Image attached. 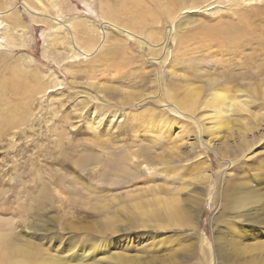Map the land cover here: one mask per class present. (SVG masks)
Wrapping results in <instances>:
<instances>
[{
    "label": "rangeland",
    "instance_id": "obj_1",
    "mask_svg": "<svg viewBox=\"0 0 264 264\" xmlns=\"http://www.w3.org/2000/svg\"><path fill=\"white\" fill-rule=\"evenodd\" d=\"M23 1L0 0L22 19L0 42L4 264H264V0ZM214 90L246 108L211 135Z\"/></svg>",
    "mask_w": 264,
    "mask_h": 264
},
{
    "label": "bare ground",
    "instance_id": "obj_2",
    "mask_svg": "<svg viewBox=\"0 0 264 264\" xmlns=\"http://www.w3.org/2000/svg\"><path fill=\"white\" fill-rule=\"evenodd\" d=\"M40 3H41V1H40ZM182 3V0H168L167 1V4L168 5H171V11H173L174 9L176 10V7H178L179 6V8H180V4ZM23 6L25 7V9L28 11V12H33V13H39L38 12V9L37 8H34L32 5H30L29 3H28V1L26 0V1H23ZM175 8H174V7ZM109 7V6H108ZM108 7H107V9H108ZM105 8V7H104ZM112 8V7H111ZM110 7H109V10L111 9ZM106 9V10H107ZM169 9V8H168ZM0 11H2V10H0ZM107 12H108V10H107ZM109 12H111L110 13V15H112V16H117V14L113 11V10H110ZM174 12V11H173ZM132 14L131 15H129V16H133V17H131V18H129V20L128 21H123L124 23H126V25H130V26H134L135 27V25H137V24H139L140 25V27L141 26H143V24L142 23H144L143 21H140V22H137L136 21V23H135V20H132L133 18H135L136 16H138V17H140V19L141 20H144V17H143V13H141V12H131ZM4 16H6L5 15V13L3 14V15H1L0 14V31L1 30H3L4 28V30L2 31V33L0 34L1 36H0V42L1 43H8V45H10V42L9 41H11V42H15L14 40L17 38V36H20V30H21V24H22V19L20 18L21 16H20V14L18 13V12H14V14H12V15H10V17L8 16V19H9V22H5V20L3 19V17ZM135 16V17H134ZM112 18V17H111ZM117 18V17H116ZM113 19V18H112ZM33 20H35V19H33ZM142 22V23H141ZM46 23H48L47 21H46ZM135 23V24H134ZM111 24H113V22L111 23ZM38 25V24H37ZM120 28V27H119ZM142 28V27H141ZM123 29V28H122ZM125 30V29H124ZM123 30V31H124ZM230 34H232V32L230 33ZM216 37V39H218L219 41H217V42H220L221 43V45H223V44H227V43H234L235 41H236V39H237V35H227V36H225V37H221V36H219V35H215ZM6 37H8V39L6 38ZM239 39V38H238ZM238 39H237V41L236 42H238ZM235 44V43H234ZM236 46H237V44H235ZM189 50H191V49H189ZM89 50H87V52H88ZM192 51H195V50H192ZM85 51L84 50H81V53H84ZM110 52V51H109ZM171 87V86H170ZM171 90H173L172 89V87H171ZM171 90H168V94L170 95V98L172 97V99L176 102L177 101V97H175L174 95L175 94H172V93H169V91L171 92ZM190 94V93H189ZM173 95V96H172ZM210 95L212 96V97H218V96H220V101L219 102H217V103H213L212 105L215 107V109L213 110V113H204L203 114V116L205 117V119H206V126H207V129L206 130H204V131H207L208 133H211V135L212 134H214V132L215 131H217L218 129H219V127L221 126V124L224 122L225 124H227L226 123V117H227V111L231 108V106L232 105H235V106H238L240 109H245L246 108V104L245 103H243V101H241V99H237V101H234V97H233V101L229 98L228 99V95H227V93H221V91H219V90H214V91H212L211 93H210ZM209 95V96H210ZM236 96H238L237 94H236ZM175 98V99H174ZM230 100L229 101V104H228V100ZM235 99H236V97H235ZM210 104H211V101H210ZM234 106V107H235ZM236 109V108H235ZM205 124V123H204ZM205 128V127H204ZM207 143H209V142H207ZM256 234H258L256 231H252L251 233H249V237H253V236H255ZM10 237V236H9ZM245 237L247 238L248 236L247 235H245ZM11 240V239H10ZM7 239H6V237H4V236H1L0 235V264H4L5 262H7L9 259H11L12 257V255H11V250H7L6 249V243H7ZM84 255H86L87 254V251H85L84 253H83ZM10 257V258H9ZM98 261V260H97ZM80 262V261H79ZM52 264V263H51ZM54 264V263H53ZM55 264H56V262H55ZM72 264V263H71ZM76 264V263H75ZM79 264V263H78ZM86 264V263H85ZM89 264V263H88ZM92 264H96L95 262H93Z\"/></svg>",
    "mask_w": 264,
    "mask_h": 264
}]
</instances>
